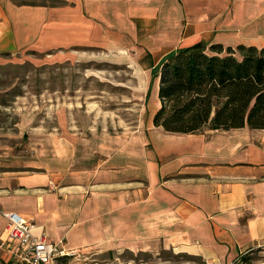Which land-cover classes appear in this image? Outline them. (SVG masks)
Listing matches in <instances>:
<instances>
[{
	"label": "crops",
	"instance_id": "obj_1",
	"mask_svg": "<svg viewBox=\"0 0 264 264\" xmlns=\"http://www.w3.org/2000/svg\"><path fill=\"white\" fill-rule=\"evenodd\" d=\"M198 41L264 47V0H0V60L99 49L128 64L144 109L121 136L38 125L18 150L0 147V237L10 211L66 256L171 250L264 264V128L173 133L151 121L158 66ZM0 264H17L3 247Z\"/></svg>",
	"mask_w": 264,
	"mask_h": 264
},
{
	"label": "rangeland",
	"instance_id": "obj_2",
	"mask_svg": "<svg viewBox=\"0 0 264 264\" xmlns=\"http://www.w3.org/2000/svg\"><path fill=\"white\" fill-rule=\"evenodd\" d=\"M25 1L51 3L53 0ZM92 51L79 59L68 49H63L61 55L54 49L47 51L57 55L54 58L32 49L21 52L18 57L1 58L0 147L11 146L18 150L38 125L42 130L63 125L83 136H121L135 128L144 109L141 102L134 99L135 82L128 64L98 58L96 52L99 51L91 54ZM61 264L203 262L195 256L171 250L149 254L88 249L66 256Z\"/></svg>",
	"mask_w": 264,
	"mask_h": 264
},
{
	"label": "trees",
	"instance_id": "obj_3",
	"mask_svg": "<svg viewBox=\"0 0 264 264\" xmlns=\"http://www.w3.org/2000/svg\"><path fill=\"white\" fill-rule=\"evenodd\" d=\"M157 77L151 121L163 131L264 128V47L198 41L163 58Z\"/></svg>",
	"mask_w": 264,
	"mask_h": 264
},
{
	"label": "built area",
	"instance_id": "obj_4",
	"mask_svg": "<svg viewBox=\"0 0 264 264\" xmlns=\"http://www.w3.org/2000/svg\"><path fill=\"white\" fill-rule=\"evenodd\" d=\"M6 219L3 247L17 264H61L58 260L67 254L58 250L55 244L43 236H33L32 225L15 212H3Z\"/></svg>",
	"mask_w": 264,
	"mask_h": 264
}]
</instances>
